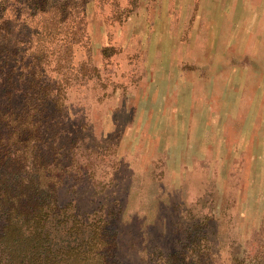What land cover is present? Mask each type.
Returning <instances> with one entry per match:
<instances>
[{
  "label": "rangeland",
  "instance_id": "1",
  "mask_svg": "<svg viewBox=\"0 0 264 264\" xmlns=\"http://www.w3.org/2000/svg\"><path fill=\"white\" fill-rule=\"evenodd\" d=\"M87 7L77 33L51 36L49 86L64 115L91 121L75 158L88 173L74 162L51 179L60 203L111 209L121 264H147L148 250L264 264V0ZM36 18L20 12L33 32Z\"/></svg>",
  "mask_w": 264,
  "mask_h": 264
},
{
  "label": "trees",
  "instance_id": "2",
  "mask_svg": "<svg viewBox=\"0 0 264 264\" xmlns=\"http://www.w3.org/2000/svg\"><path fill=\"white\" fill-rule=\"evenodd\" d=\"M95 1L0 0V264H121L115 213L61 204L65 184L51 183L74 162L87 174L89 164L75 158L81 147L91 149V121L64 115V93L49 86L51 36L77 33ZM24 10L39 18L36 31L20 21ZM147 256V264H184L149 250Z\"/></svg>",
  "mask_w": 264,
  "mask_h": 264
}]
</instances>
